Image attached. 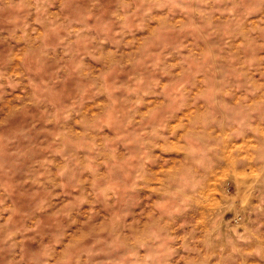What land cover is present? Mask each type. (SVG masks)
<instances>
[{
    "label": "rangeland",
    "instance_id": "1",
    "mask_svg": "<svg viewBox=\"0 0 264 264\" xmlns=\"http://www.w3.org/2000/svg\"><path fill=\"white\" fill-rule=\"evenodd\" d=\"M258 143L264 0H0V264H264Z\"/></svg>",
    "mask_w": 264,
    "mask_h": 264
},
{
    "label": "crops",
    "instance_id": "2",
    "mask_svg": "<svg viewBox=\"0 0 264 264\" xmlns=\"http://www.w3.org/2000/svg\"><path fill=\"white\" fill-rule=\"evenodd\" d=\"M228 124V123H227ZM230 125V128H228V131H227V141L228 142H230V141H232V140H239L242 136H246V137H248V136H253L252 134H249V133H252V132H248V126L247 127H245V128H238V127H234L233 125H235V124H229ZM219 128H218V133L219 134H221L220 133V131H222V129H224L223 127H221V126H218ZM221 127V128H220ZM218 140H220V145H219V143H218V156H219V154H220V152H221V146H222V144H223V138H222V136L221 137H219L218 138ZM214 141L216 142V138L214 139ZM256 155H257V158L259 157H261V158H264V145H261V144H257V147H256ZM218 159H219V157H218ZM219 162V161H218Z\"/></svg>",
    "mask_w": 264,
    "mask_h": 264
}]
</instances>
